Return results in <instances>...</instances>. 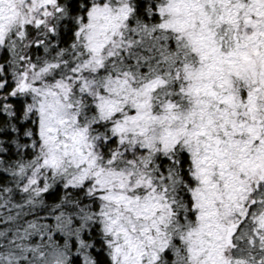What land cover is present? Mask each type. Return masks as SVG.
Masks as SVG:
<instances>
[{"label": "snow or ice", "instance_id": "6c2138e0", "mask_svg": "<svg viewBox=\"0 0 264 264\" xmlns=\"http://www.w3.org/2000/svg\"><path fill=\"white\" fill-rule=\"evenodd\" d=\"M0 264H264V0H0Z\"/></svg>", "mask_w": 264, "mask_h": 264}]
</instances>
